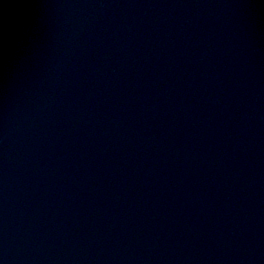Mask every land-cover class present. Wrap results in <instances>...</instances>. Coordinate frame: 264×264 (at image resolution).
Segmentation results:
<instances>
[{
	"label": "water",
	"instance_id": "1",
	"mask_svg": "<svg viewBox=\"0 0 264 264\" xmlns=\"http://www.w3.org/2000/svg\"><path fill=\"white\" fill-rule=\"evenodd\" d=\"M0 264H264V0H0Z\"/></svg>",
	"mask_w": 264,
	"mask_h": 264
}]
</instances>
